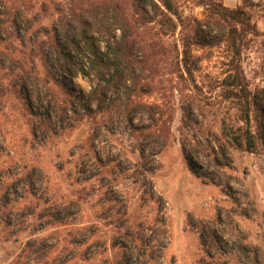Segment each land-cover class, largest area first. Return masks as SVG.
Returning <instances> with one entry per match:
<instances>
[{
  "label": "rangeland",
  "instance_id": "rangeland-1",
  "mask_svg": "<svg viewBox=\"0 0 264 264\" xmlns=\"http://www.w3.org/2000/svg\"><path fill=\"white\" fill-rule=\"evenodd\" d=\"M115 1L145 54L88 102L98 73L61 65L55 29ZM177 1L171 34L135 9L149 0H0V264H264V0ZM109 15L86 31L103 50L120 35Z\"/></svg>",
  "mask_w": 264,
  "mask_h": 264
},
{
  "label": "trees",
  "instance_id": "trees-1",
  "mask_svg": "<svg viewBox=\"0 0 264 264\" xmlns=\"http://www.w3.org/2000/svg\"><path fill=\"white\" fill-rule=\"evenodd\" d=\"M137 1L140 2L141 0H136V5L138 3ZM109 5L110 6L104 8L98 7L97 5L94 6L93 4L88 6L78 5L75 8H71L69 10V15L64 14L60 18L59 28L55 29L57 33L55 38L58 46L57 53L61 65H66V68L69 69L70 67H74L78 62V71L82 74H86L89 64H87L86 60H83V57H85L88 62L92 60V69H95L98 73L99 87L88 99V102L93 101L98 93H103L106 87L104 83L105 85L109 84L116 86L118 80L122 78L125 69L132 67L133 64H137L143 58L138 56V52L145 54L142 49V42L138 39L139 34L136 31V26L133 23L135 21L133 14L118 1L110 3ZM147 5L146 7L143 6V8H140L138 5L135 9L142 12V19L154 22L158 29L175 34L178 27L184 23V18L177 0H149ZM101 9L103 10L100 11ZM216 11L220 19H224L228 23L230 22L229 25L232 20L241 25H249L247 15L244 11H239V9H228L223 7V5ZM109 14L112 17V25H116L114 31L119 30L120 35L118 37L114 36L115 40H113V42L109 40L107 42V50H103L98 44H95V36H88L86 31L90 28L93 29L94 25L97 23L104 25L105 17H108ZM105 31L111 32L109 27H107ZM238 36V29L228 26L225 41L228 44L232 43L235 47L236 38ZM83 37L84 40H82ZM149 47L151 49H156L153 50L155 55L164 54L165 47L160 41L151 42ZM181 62L184 69L192 73L195 62L193 61L192 49L188 45H184ZM236 67L237 71L241 72L240 66ZM230 71L231 72L226 76L223 82L232 89L230 90L231 98L237 96L241 97L238 92L245 91L246 88L242 81L243 79L241 75H234L232 70ZM235 90L238 92H235ZM138 106L140 108H148L150 119L158 125L160 118L155 112H150L152 108L150 105L140 102L135 103L129 100L125 107H127L128 111L134 112L137 111ZM246 116L247 119L250 117V111L246 112ZM249 141L250 146L254 149L256 146L255 140L251 138ZM239 142L242 144L241 140H239ZM201 238L203 239V234Z\"/></svg>",
  "mask_w": 264,
  "mask_h": 264
}]
</instances>
